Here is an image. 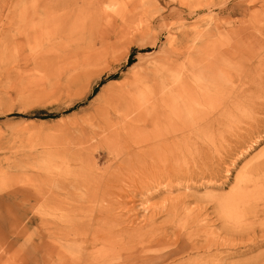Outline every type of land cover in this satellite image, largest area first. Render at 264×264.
<instances>
[{
	"label": "rangeland",
	"instance_id": "rangeland-1",
	"mask_svg": "<svg viewBox=\"0 0 264 264\" xmlns=\"http://www.w3.org/2000/svg\"><path fill=\"white\" fill-rule=\"evenodd\" d=\"M48 6L88 21L77 45L39 42ZM136 73L167 115L99 149L102 86ZM262 165L264 0H0V264H264Z\"/></svg>",
	"mask_w": 264,
	"mask_h": 264
},
{
	"label": "bare ground",
	"instance_id": "bare-ground-1",
	"mask_svg": "<svg viewBox=\"0 0 264 264\" xmlns=\"http://www.w3.org/2000/svg\"><path fill=\"white\" fill-rule=\"evenodd\" d=\"M51 2H53V0H51ZM43 9L44 10L39 9L38 10L39 13H36V12H34V11L31 10L32 11V14H30V16L27 15L26 17H28L29 19L31 18L30 19L31 20L30 23H33L34 21H38V20H40L42 18L43 19L46 18V24L45 25L40 26V27H36L35 25H33V29L35 30L36 28H39V29L41 28L40 31H38V33H36V32L39 29H37L36 32H34V33L37 35V39L39 40V42L41 41V42L45 43L48 46V52H53L52 50H55L56 48L63 49L65 47L75 46V45H77L78 42H80V40L82 39L83 35L86 32V28H88V26H87L88 25V21H85L84 17L81 16L80 18H77L75 12L72 11V10H70L69 8L62 9V10H60L58 12H56L55 9H53L52 7H49V6L48 7H44ZM17 38H19V37H17ZM12 39H13V37H12ZM34 41H36L35 38H34ZM52 57L53 56L51 54H49V57H47V58H44L43 57V60L41 58L40 59L42 61H44V60H48V59L50 60ZM67 68L68 69H64V71L62 72L61 78H59L58 80H56L57 81L56 83H58V84L57 85L54 84V86L55 85L56 86L55 87L53 86L54 88H52L53 91H54V93H55V95H58L59 96V95H63V94H70V91H71V89L73 87L77 86L78 83H81L82 81H84V79L86 80V72L84 71L85 69H83L84 67L82 65L81 66H77V67L70 66V67H67ZM183 78L182 77H179V80L180 79L181 80L179 81L178 84L175 85V89L176 90L182 89L180 85H182L183 82H184L183 81ZM148 79L149 78L146 77V74H144V73H142V74L136 73V74H132V76L129 77L127 80H124L123 79V81H121V82L120 81H116V80L115 81H110V82H108V83H106L105 85L102 86L101 91L103 93L104 92H108V91L110 92L112 90L113 91L115 90V92H113V94L111 93L112 95L108 94L109 97L106 96L107 98L105 99L106 101H104L105 102L104 103V108H103V110H101L102 113H98V114H96V117L95 118H91V120L89 119L88 121H86V122H88L87 125L89 124L88 127L89 126L91 127V128L89 127L91 131L93 130L92 128H96V129L98 128V130L99 129H102L103 131H106L107 132L106 135H105L104 132H102L104 135L99 139L98 136H96L97 135V132L94 134L93 133L94 130H93V132L90 131V133L93 135L92 136L93 137L92 139H94L95 141H97L96 143L99 146V149L101 147L104 148V146H108V148H109V146H111V145L115 146V145H117V144H119L121 142H124V141L126 142V139H128V138L131 141H133V139L135 138V136H137V134L143 133V131H145L146 128H150V130H151L153 127H155L158 124L159 121H161L162 119H164V117L167 115L166 114V112H167L166 99H167V94L169 95L171 93V91H167V92H164L163 93L164 89L166 90V87L167 86L166 87H163V86L160 85L161 79H160V82H157V86H155V87L151 86L147 82ZM169 84H171V82H169ZM96 96L97 95H95V97ZM102 104H103V101L101 102V105ZM101 111H99V112H101ZM109 112L112 113V115H113L111 118L108 117ZM83 124L85 125L86 123H83ZM83 124H82V126H83ZM84 127L86 128V126H84ZM89 128H87V129H89ZM98 130H96V131H98ZM82 132H84V131H82ZM84 133H82V134H84ZM91 134L89 136H91ZM98 135H100V134H98ZM80 136L82 137V135H80ZM82 138H85V136L82 137ZM141 139L143 140V138H141ZM141 139L139 137V140H141ZM143 142H145V141L143 140ZM122 144L125 145L127 143H125V144L122 143ZM131 144L132 143H130V145ZM120 146L121 145H119V147ZM119 147L117 146V148H119ZM121 147H123V146H121ZM141 155H142V152H141ZM46 156H49L50 157V155H46ZM49 165H50V163H48L46 161L43 166H44V168L46 170H49L48 169L49 168ZM69 166H70V164H69ZM261 167H262V169H264V165H262ZM73 170H72V172H73ZM81 172H82V170H81ZM247 182H249V180H247ZM245 183H246V180H245ZM150 188H152V187H150ZM112 198H113V196H112ZM261 200H262L261 198H258L256 200L255 204L258 205ZM262 203H264V202H262ZM118 207H120V206L118 205ZM130 209H132V208H130ZM105 211L108 213L109 210L106 209ZM122 211H124V210H122ZM119 218H120V216H119ZM103 219H104V217H103ZM122 219H123V217H122ZM110 220H111V223L113 224V226L115 225L114 228L117 227V226L120 227L119 224L121 222H119L118 219L113 220V219L110 218ZM108 224H110V222ZM126 224H128V221H127ZM98 228H100V227H98ZM98 228H97V230H98ZM144 229H145L144 226L143 227L142 226L141 227H137V226L134 225L133 222H131V225L128 228L125 227L124 231H122L121 236L122 237H125L126 239L129 240V239H131L130 237H133L136 234H139ZM162 232H164V231H162ZM110 235L111 234H109V236ZM160 237L161 236H159V238ZM164 237H166V236H164ZM99 241H101V240H99ZM104 244H102V245H104ZM113 244H114V242H113ZM97 245L100 246L101 244H97ZM104 247L105 246H102V247H100L98 249L101 250V251H103L104 250ZM120 251H122V250H120ZM97 253H99V251ZM104 254L106 255V253H104ZM104 254H103V256H104ZM145 254H148L147 251L145 252ZM99 255H101V252L99 253ZM113 259H114V257H113ZM104 260H106V259H104ZM126 261H128V260H126ZM108 262H109V259H108Z\"/></svg>",
	"mask_w": 264,
	"mask_h": 264
},
{
	"label": "trees",
	"instance_id": "trees-1",
	"mask_svg": "<svg viewBox=\"0 0 264 264\" xmlns=\"http://www.w3.org/2000/svg\"><path fill=\"white\" fill-rule=\"evenodd\" d=\"M130 65H131V62L128 63V66H130Z\"/></svg>",
	"mask_w": 264,
	"mask_h": 264
}]
</instances>
